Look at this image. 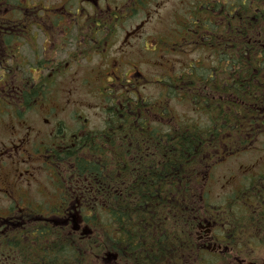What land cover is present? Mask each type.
I'll return each instance as SVG.
<instances>
[{"label": "trees", "instance_id": "1", "mask_svg": "<svg viewBox=\"0 0 264 264\" xmlns=\"http://www.w3.org/2000/svg\"><path fill=\"white\" fill-rule=\"evenodd\" d=\"M193 18L201 45H217L223 48L224 56L203 73L189 74L185 78L188 84L223 89L232 80L233 89L264 88V0L201 2ZM228 44L233 46L231 53L225 50ZM192 72L194 67L189 69ZM50 81L41 78V86H49ZM45 90L34 89L26 95L44 94ZM209 92L205 91L202 101L210 122L207 127L174 121L165 125L155 120L152 102L118 98L106 110L102 132L68 139L64 152L57 153L55 162L53 157L51 160L60 174L67 172L73 183L88 190L85 203L77 209L74 197V212L80 213L89 233L74 232L70 237L66 227H57L55 233H41L38 238L42 242L29 245L34 251L26 254V264L202 261L194 237L203 216L197 192L199 172L210 164L205 158L217 150L221 136L244 129L250 110L242 104H248L244 99L229 103L228 112L225 103L220 99L215 102L207 95ZM234 207L241 210L240 215L232 214L230 224L236 237V231L248 228L246 221L252 223L248 224L257 237L258 221L241 204ZM57 209L66 213V206ZM227 218L229 215L224 221Z\"/></svg>", "mask_w": 264, "mask_h": 264}, {"label": "flooded vegetation", "instance_id": "2", "mask_svg": "<svg viewBox=\"0 0 264 264\" xmlns=\"http://www.w3.org/2000/svg\"><path fill=\"white\" fill-rule=\"evenodd\" d=\"M71 3L76 5L74 13L67 9ZM150 3L151 0H59L46 7L45 0H0V252H4L7 258L6 264L13 259L10 254L21 253L26 232L55 233L61 223L71 237L74 222L80 221L79 214H74V197L82 204L88 194L85 186L73 183L69 177H62L51 160L53 157L55 162L57 153L64 152L68 140L66 135H59L58 124L54 125L58 129L54 137L60 140L54 146L32 142L35 136L32 138L30 133H19L17 127L22 128L27 111L43 101L47 94L33 92L27 96L26 92L50 88L41 86V77L45 72L58 78L76 71L78 63L83 61L80 70L85 81L84 89H121L120 95L129 93L130 96L137 86L145 89L140 66L124 54L123 44H130L129 39H117V43L112 45L108 55L114 59L106 58L101 65L90 64V60L99 48L107 50L115 29L123 26L122 19L132 17L141 9H148ZM86 5L92 6L93 13L87 11ZM41 9L51 15H41L38 11ZM75 12L82 14L84 19L74 21ZM92 18L94 21H91ZM40 44L48 51L42 54ZM227 49L232 51V46ZM146 51L149 52L148 47ZM43 57L47 64H42ZM126 68L128 73L124 75ZM210 89L215 102L219 98L231 103L234 99H246L248 104H242H247L252 110L250 122L259 133L228 134L224 146L230 150L220 156L218 153L221 151H216L214 158H218L213 161L214 165L223 163L232 169L231 175L226 176L224 181V186L232 193L226 197L225 204H213L211 214H203L198 221L197 250L209 251L217 264L225 263V259L247 264L240 256L243 244L239 243L230 224L232 214L237 216L241 213L234 204L241 203L247 214H252L258 221V237L264 244V89H233L232 80H228L227 89ZM225 107L229 110V103ZM6 114H10L16 122L11 125L14 127L11 134L9 127L4 129ZM44 122L46 126L49 120ZM242 139L246 143L238 146L245 150H237L233 143ZM72 168L71 165L67 171ZM39 174L45 175L44 181L39 179ZM213 183L219 184V181L215 178ZM42 205L55 208L48 212V209H41ZM58 206H66V213H56ZM227 215L229 218L224 221ZM248 223L252 224L246 221L248 228L242 230L246 238L254 233ZM236 233L240 236L239 231ZM247 251L254 252L255 248L250 247Z\"/></svg>", "mask_w": 264, "mask_h": 264}, {"label": "rangeland", "instance_id": "3", "mask_svg": "<svg viewBox=\"0 0 264 264\" xmlns=\"http://www.w3.org/2000/svg\"><path fill=\"white\" fill-rule=\"evenodd\" d=\"M45 1L47 5H53L59 2V0ZM192 2L193 0H151L148 9H141L133 13L132 17L125 20L122 19L123 26L115 29L113 40L107 46V50L101 53L93 52L90 64H102L103 60L106 58L109 59L113 57L112 55H108V51L112 49V45L117 43V39H129L128 42L130 44H123L125 48L124 54L127 55L126 58L128 59L130 57L134 61H137L142 75L149 78V83H147L141 77L145 82V89H141V87L137 86V89L141 92V98L152 102H162L165 100L166 110L170 115L174 113L177 118L180 119L178 123L185 124V121H189L188 123L201 126V123H205L206 118L202 116L203 113L200 112L199 108L198 113L197 107L194 106L193 103L180 100L179 97L175 95L178 89L175 93L172 90L170 92L169 89H162L158 76L161 78L160 80H163L165 83L170 82V78H168L167 75L164 76V72L161 71L157 62H155V60L159 58L168 61L170 64L169 69L174 71L170 73L171 77H175L182 71L188 70L190 66L196 63L202 65L205 63L206 65L204 66L206 67L212 64V54L207 50L195 48L189 41L185 42L186 39L184 37L186 36L181 35L185 33L180 32L178 28L188 18L187 9L189 10V6H191ZM75 7L76 5L71 3L67 6V9L73 12ZM86 9L89 13H93L91 5H86ZM38 11L41 15H47L49 13L44 9ZM50 15L51 14H48V16ZM37 16L39 17L38 14ZM73 16L74 21H82L84 19V16L78 12H75ZM141 23L144 24L142 25ZM141 27H144V30L141 31V34H144L143 38L141 35H137ZM155 38H157V40L154 42ZM147 39L149 40V45H151L149 53L146 52L144 47V42L147 43ZM169 41L170 45L165 46ZM164 46L166 51L160 52ZM40 50H42V54L48 51L44 50L41 44ZM82 63L84 64V61L78 63L79 67L76 71L73 70L57 78L54 85L48 89L45 99L43 97V101H39L33 110L25 115V123L21 126L22 128L17 127L19 133H30L32 138L35 136L36 139H32V142H37L38 144H53L54 146L55 142L60 140H56L54 137L55 134L58 133V129L56 127L54 128V125H59L60 136L74 135L80 129L82 119H86V122H88L92 130L103 128L108 103L106 101L107 99L105 100V98L101 97L99 94H102L104 89H84L83 84L85 81L81 72L82 70H80ZM196 68H198V66ZM127 73L128 69L126 68L123 74L126 75ZM151 81L155 83H151ZM104 94L105 92L103 95ZM164 94L166 98L163 96ZM162 96L163 98L161 99ZM164 110H157V113L162 115L161 112ZM6 115L7 117L4 119V129L9 127L11 134L14 131V127L11 125L16 122L12 120L10 114ZM44 120H49L46 126L44 125ZM167 124H170V121ZM207 126L208 122L204 127ZM258 132L259 131H257V133ZM38 135H40V137L37 138ZM231 170V168L227 169V166L217 168L211 172L213 177L212 175H208L207 178L205 170L199 173L202 182H206L207 184L203 188L198 187V190L206 197V201L209 204L213 205L224 202L226 197L231 195L232 191H230L227 186H224L225 177L231 175ZM210 177L211 182L209 181ZM44 178V174H39L40 180L44 181ZM215 178L219 181V184L213 183ZM38 197L40 198V195H38ZM42 200L45 201L46 199ZM3 253L4 252H0V255ZM205 256L208 260L212 258L211 255L208 254ZM262 260L264 262V258ZM239 261L240 260H233L229 262V264H238Z\"/></svg>", "mask_w": 264, "mask_h": 264}]
</instances>
